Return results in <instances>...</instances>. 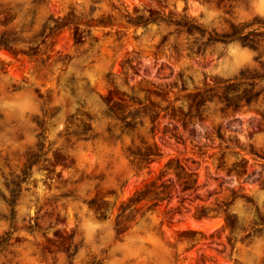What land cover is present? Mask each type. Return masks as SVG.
<instances>
[{
    "label": "rangeland",
    "instance_id": "1",
    "mask_svg": "<svg viewBox=\"0 0 264 264\" xmlns=\"http://www.w3.org/2000/svg\"><path fill=\"white\" fill-rule=\"evenodd\" d=\"M0 264H264V0H0Z\"/></svg>",
    "mask_w": 264,
    "mask_h": 264
}]
</instances>
